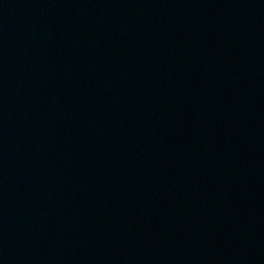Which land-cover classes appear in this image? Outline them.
<instances>
[{"label":"water","instance_id":"obj_1","mask_svg":"<svg viewBox=\"0 0 264 264\" xmlns=\"http://www.w3.org/2000/svg\"><path fill=\"white\" fill-rule=\"evenodd\" d=\"M0 264H264V0H0Z\"/></svg>","mask_w":264,"mask_h":264}]
</instances>
